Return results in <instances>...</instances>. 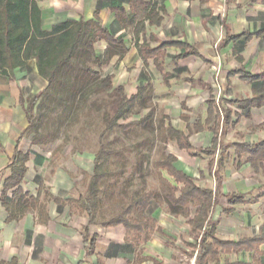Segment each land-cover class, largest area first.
Returning a JSON list of instances; mask_svg holds the SVG:
<instances>
[{
	"label": "trees",
	"instance_id": "trees-1",
	"mask_svg": "<svg viewBox=\"0 0 264 264\" xmlns=\"http://www.w3.org/2000/svg\"><path fill=\"white\" fill-rule=\"evenodd\" d=\"M131 12L135 8L146 9L145 19L139 20L135 15L130 16L124 8L114 10L121 26L133 30L137 40L136 48L145 66L152 60L156 70L162 75L165 85L169 86V73H166L165 60L167 50L177 48L181 53L172 58L174 66L178 62L190 57L201 58L198 50L185 42H162L154 35L146 38L147 27H160L167 16L164 6L157 3H143L130 1ZM147 22V24H146ZM143 42L139 43L140 35ZM255 37L264 38V31L256 34L227 35L220 43V48L230 44H247ZM106 43L103 56H98L95 46ZM152 43H156L155 47ZM128 53V48L122 37L115 36L105 29L98 16L95 20L79 22L69 21L54 26L50 31L42 27L41 9L34 0H0V76L14 80V71L24 69L32 60L36 62L39 76L47 82L44 90L27 99L26 115L28 127L24 136L32 137L34 146L46 148L58 138V131L65 125H75L87 111L93 98L100 100L93 106L107 110V125L99 136L98 150L94 155L93 173L89 178L84 195L77 199L61 200L40 186L36 197L25 193L21 187L28 172L27 164L31 160V152L24 153L16 150L13 158L7 165L10 175L3 184L0 202L8 213L7 223L19 221L30 212L38 213V220H48V205L55 202L57 205L69 206L72 214L86 215L88 226L85 227V240H89V226L104 228L123 226L128 237L136 244L148 242L155 232L164 235L157 227V221L148 215L152 203L156 202V195L151 191H144L127 201L122 198L112 199L115 191H119L122 181L126 186L133 181L134 173H148L145 161L148 156L138 158L132 176L126 177L128 169V155L123 149H118L108 142L112 133H130L139 129H146L155 120V110L152 108L154 86L149 81L139 87L136 94L128 95L123 86L114 87L113 75H103L102 70L109 66L114 56L122 57ZM242 62V57H237ZM179 70L178 67H176ZM241 75V79L253 85L252 96L247 99L231 100L225 103L237 110L264 108V73L252 75L244 67L229 73L228 79ZM181 75H178L180 78ZM195 84L193 79H184ZM210 91L207 100V118L205 122L199 119L194 125L190 124V117L182 115L181 119L187 123L189 134L177 129L170 117L164 116L161 120V143L164 147L174 143L181 151L190 156L208 157V173L217 181L216 188L209 189L198 182L205 179V172L200 171V179L192 178L175 166L177 158L164 149L161 156L153 164L154 169L162 175L165 172L173 183L164 179L167 188L165 201L171 212L186 220L189 226L188 237L193 242L184 241L183 253L189 258H195V264H248L244 262L222 261V255L254 252L264 244V237L242 239L239 242L222 240L217 236L218 223L213 218L218 203L220 184L222 179L218 174L225 168L230 158L229 145L223 143L225 128L234 129L240 116L237 111L216 101L213 87L204 85ZM105 98V99H103ZM23 100V99H22ZM42 107L47 109L43 112ZM182 109L187 110L186 104ZM149 110L139 119L126 122L131 116H140L143 111ZM264 128H251L250 131ZM54 129V130H52ZM57 132H56V130ZM209 131L213 134L212 146L205 149H195L190 138ZM240 139L244 134L238 133ZM234 163L237 168L243 165L244 156H248L246 163L257 171L264 163V140L249 144L243 141L234 145ZM65 146L59 147L63 150ZM127 188V187H126ZM124 193H128L127 189ZM11 194V196H10ZM109 199L110 204L107 202ZM246 197L240 194L228 196V207L223 213L229 215L234 207L244 204ZM11 264H17L12 261ZM257 264V263H252Z\"/></svg>",
	"mask_w": 264,
	"mask_h": 264
},
{
	"label": "crops",
	"instance_id": "crops-1",
	"mask_svg": "<svg viewBox=\"0 0 264 264\" xmlns=\"http://www.w3.org/2000/svg\"><path fill=\"white\" fill-rule=\"evenodd\" d=\"M34 1L41 9L42 27L46 31L69 21L79 22L82 19L90 21L98 16L102 26L108 29L116 39L122 37L128 53L122 57L118 55L113 57L111 64L114 65L115 71L111 75L114 76L113 82H117V87L123 86L127 92L130 89L127 84L131 82L129 74L136 70L137 83L139 80L143 83L137 85L135 92L131 95L136 94L138 88L145 86L149 81L153 83L155 78L158 86L162 87L163 84L167 89L171 86L170 77H174L189 87H186L188 91L179 104L177 112L181 121H183L182 115H188L191 125L199 119L205 122L207 118V100L210 98V91L204 85L214 86L217 70L207 69L206 64L216 65L215 60L219 59L220 55L224 59L228 56L233 57V61H230L228 66L221 64L220 82L224 89V103L252 96L253 85L243 81L241 75L228 79L230 72L244 67L252 75L264 73V48L253 51L255 44L264 43V38L255 37L247 44H230L220 48L221 41L227 35L256 34L264 31V0H135L143 3H157L164 6L167 11V16L160 27H147V39L150 35H154L162 42H185L194 46L201 55V58L190 57L180 60L178 65L174 66L172 58L181 53V50L168 49L165 69L167 63H171L175 72L172 75L166 71L170 74L169 86L165 85L162 75L156 70L152 60L149 61L148 66L144 65L136 48L137 40L133 30L123 28L114 13V10L124 8L130 16L135 15L139 20H143L147 15L146 9L137 7L132 14L131 0ZM214 41H218L216 54H210L213 52L211 44ZM142 42L141 34L139 43ZM100 43H102L101 56H103L107 46L104 42ZM156 45L152 43L153 47ZM239 46L245 47L244 51L239 53L237 49ZM202 47L206 51H203ZM238 56L242 57L241 63L237 59ZM194 61L199 65L192 70L189 62ZM153 68L155 76L158 77L145 75ZM141 73L145 78L141 76ZM178 75H181L180 78ZM188 78L193 79L195 84L184 80ZM46 86L47 82L39 76L34 60L30 61L24 69H16L13 81L0 76V170L7 168L17 149L24 153L31 152L33 155L41 148L32 145L31 136H24L28 127L25 109L28 97L36 95ZM156 94H158L157 89ZM213 94L216 97L215 92ZM183 103L186 104L187 110L182 109ZM197 107L202 110V118H198L192 124L191 114H195ZM238 113L239 120L233 118L234 121H239L236 127L234 129L225 128V135L222 139L224 144L230 146L229 159L233 157V170L228 171V159L225 168L217 175L222 181L218 203L213 213V218L218 223L217 236L222 240L233 242L264 237V163L255 171L249 163H246L248 156H244L243 165L237 168L234 163L235 149L233 146L240 141L254 144L264 140V128L250 131L251 128L264 125V108L241 110ZM184 123L186 131L179 130L188 135L187 123ZM238 133L244 134V138L240 139L237 136ZM212 139L213 134L204 131L193 135L190 141L195 149H205L212 146ZM175 146L177 147L176 144ZM177 150L181 155L188 154L193 160L187 162L174 152L171 153L177 158L175 166L178 170L196 179L198 175L200 176V171H204V166L208 170V157L195 158L188 152L179 150L178 147ZM32 157L27 164L28 172L21 187L25 193L36 197L40 186H49V184L45 179L46 162L44 159L37 161ZM197 162L205 165L200 167ZM9 175L10 171L7 170L6 177L1 184L0 196L4 181ZM209 176L214 179L217 186L215 178ZM52 181L53 185L56 184L54 188L45 187L51 195L61 200L74 198L67 194L71 188L62 185L61 177L58 176L56 181L55 179ZM231 194L244 195L246 202L235 206L234 212L226 215L223 210L228 207V196ZM223 200L226 201V205L222 204ZM148 215L157 221L156 230L160 227L164 235L155 232L148 242L136 244L128 237L127 230L123 226L104 228L94 225L89 226L87 232L89 240L86 241L85 227L88 226V218L86 215L72 214L69 206L50 202L46 222L38 220L37 212H30L19 221L7 223L8 213L0 202V264H11L14 260L17 264H181L178 254L179 252L184 254L183 242H193L188 237L189 226L181 227L180 221L176 219V217H181L172 212L168 215L161 207L149 210ZM185 235L188 239L182 240L181 237ZM180 243H182L181 246ZM221 258L222 261L229 259L231 262L264 264V244L254 252L232 253L222 255ZM190 259H194L195 263V258Z\"/></svg>",
	"mask_w": 264,
	"mask_h": 264
},
{
	"label": "rangeland",
	"instance_id": "rangeland-1",
	"mask_svg": "<svg viewBox=\"0 0 264 264\" xmlns=\"http://www.w3.org/2000/svg\"><path fill=\"white\" fill-rule=\"evenodd\" d=\"M223 12L224 11L222 10V13ZM211 46L213 52L210 54H216L218 41H214ZM244 48L245 47L241 46L237 47V49L239 50L238 52L240 53L241 51H244ZM262 48H264V43L255 44L253 51ZM95 49L97 55L101 56L102 43H98L95 46ZM202 50L204 51L205 49L202 47ZM215 61L216 65L206 64L205 67L207 69L217 70V74L214 77L213 89L216 97H219V101L224 106L228 107V104L223 102L224 89L223 87H221L220 82L222 75L221 64H223V66H228L230 61H233V57L228 56L224 59V57L220 55L219 59ZM198 65L199 64H197V62L195 61L193 63L189 62V66L192 70H195ZM114 71V65L110 63L109 66H106L102 70V73L103 75H110L113 74ZM166 71L174 75L175 72L171 63H167ZM154 73L155 70L153 68L152 71L149 70V72H146L145 75L158 77L155 76L156 74ZM141 76L145 78L142 73ZM184 76H186V74H184ZM137 78L138 73L136 70L132 74H129V79L131 81L129 84H127L130 87V89L127 90V94L129 96L132 92H135L137 85H142L143 83L142 80H139V83H137ZM156 80L157 79L155 78V83L153 82L154 97L151 105L155 110V120L153 124L146 129H139L130 133L115 132L108 136V142L112 143L114 147L118 149H123L125 151V154L128 155V164L126 166L128 172L126 174V177L130 175L132 176V169H135L139 157H144L145 155L149 157V161H145L144 163L145 166H147L148 173H141L137 171L136 173H134L133 181L129 183L128 186H126L125 182L122 181L119 191H115L113 193L112 199L122 198L123 200L127 201L131 198L136 197L144 191H151L156 195V202L152 203L151 209L161 207L168 215H170V207L166 204L165 201V191L167 190V188L164 184V179H167L171 183H173V181L168 178L165 172H162V175L160 176L159 173L154 169L153 164L160 158L161 152L164 149H166V152L169 154L174 152L177 156H180V158L187 162H190L192 160L188 154L181 155L174 143L168 144L166 147L162 145V131L160 126L162 118L164 116H168L170 117L172 124L176 128L186 131V124L179 119L177 111L179 109V104L182 102L188 89H186L187 86H185L181 81L176 80L174 77H170L171 86L169 89L165 88L163 84L162 87L158 86ZM113 84L114 87H117L118 85L117 82H113ZM155 86L157 88H155ZM156 89L158 94H156ZM33 91L35 93L37 92V90ZM99 101L100 100L93 98L89 103L87 111H85L84 114L80 117V121L77 124L72 126L71 124L65 125L58 132L55 129L58 133L57 140L46 148H39L35 153H33L32 158H34L35 160L37 159V161L40 159H44V161L46 162L45 179L49 184V186L45 185L47 189L48 187L49 189H51L56 186V184L53 185L52 180L55 179L56 181L59 176L62 179V185H65V187L67 188H71V190L67 194L74 198H78L79 196L85 194L89 178L93 171L94 155L98 150L99 136L107 125V110H105L104 108L101 109L100 107L93 106V103ZM199 103L200 102H198V104ZM42 110L43 112H47V109L45 107H42ZM148 111L149 110L143 111L140 116H131L126 120V122L139 119L141 116L146 115ZM198 118H202V110L198 109L197 107L195 114H191V123L193 124ZM61 146H65L63 150H59V147ZM231 153H233V149H231ZM232 160L233 157H231V159H229L228 161V171L233 170ZM197 164L200 167L205 165L202 162H197ZM7 170V168H3L2 170H0V190L1 184L6 177ZM204 171L205 179L200 180L198 183L203 187L214 190L216 186L214 179L209 176L207 167L205 166ZM199 178L200 176L198 175V179ZM126 189L128 193L125 194L124 191ZM112 199H109L107 203L110 204V201ZM222 204L226 205L227 203L225 200H223ZM176 219L180 221L181 227H187L186 220L178 217H176ZM181 239H188L187 235L182 236ZM181 245L182 243H180V246ZM178 259L181 260V264H195L194 259H190L188 256L180 252L178 254Z\"/></svg>",
	"mask_w": 264,
	"mask_h": 264
},
{
	"label": "built area",
	"instance_id": "built-area-1",
	"mask_svg": "<svg viewBox=\"0 0 264 264\" xmlns=\"http://www.w3.org/2000/svg\"><path fill=\"white\" fill-rule=\"evenodd\" d=\"M216 101L219 102V97H216ZM228 108H231V109H233L234 111H237V112L240 111V110H237L235 107H233L231 105H228Z\"/></svg>",
	"mask_w": 264,
	"mask_h": 264
}]
</instances>
